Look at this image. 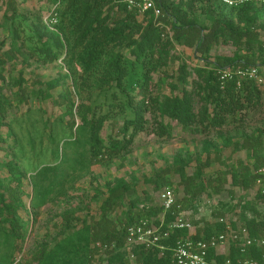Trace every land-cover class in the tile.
I'll use <instances>...</instances> for the list:
<instances>
[{"label": "trees", "instance_id": "16d2710c", "mask_svg": "<svg viewBox=\"0 0 264 264\" xmlns=\"http://www.w3.org/2000/svg\"><path fill=\"white\" fill-rule=\"evenodd\" d=\"M48 1L52 5L57 2ZM153 1L160 10V15L155 17L151 11H147L143 20L139 21L138 11L128 8L124 0H67L62 12L58 11L61 7L59 0L57 16L58 19L59 14L62 16L60 24L67 26L68 35L50 31L40 25L42 22L38 18H34L30 36L35 37L38 45L29 47V50L37 54L42 62H52L61 57L70 59L79 67L78 76L89 95L86 101L77 106L80 124L76 126L75 137L70 144L78 149L71 156L72 159L57 153L56 163L38 168L31 176L33 191L27 195L30 197L29 210L21 197L24 193L21 189L24 173L15 163L16 152L6 151L10 159L4 166L9 176L0 179V264L14 263L15 254L28 235L27 224L33 220L31 212L49 200L63 177V166L68 160L77 164L85 163L86 166L107 160L126 150L138 133L148 130L157 137H170L173 131L171 122L164 121L166 117L182 129L204 131L210 127L219 128L236 115H239L238 120L244 119L245 115L241 114L243 110L246 114L262 103L264 89L253 81L244 80L240 87L233 81L221 84L216 72L226 66L254 65L262 68L264 60L259 61L253 53L217 57L214 61L199 57L205 66L194 70L198 79L191 81L196 87L195 95L202 102L197 112H194L192 91L183 88L177 94L152 96L148 91V83L152 68L149 65H153L154 59L158 61L167 55V47L172 44L170 40H164L166 25H170L175 40L194 46L195 52L206 54L212 44L218 42H232L236 46L247 47L258 36L255 26L259 18H264V7L244 4L226 8L214 0ZM194 10L206 14L210 18L209 23H200L193 15ZM55 26H59V20ZM110 47H121L125 52L120 48L112 57L106 58L104 73L94 85L87 84L94 68L102 62L104 53ZM178 69L181 72L179 79L186 81V65L181 63ZM64 77L66 75L41 82L40 85L45 88L38 89L41 90L40 94L34 90L33 93L41 95L42 100H53L52 90L61 84ZM79 91L81 93V89ZM73 106L74 101L64 97V107L70 111ZM3 112L4 104L0 101V144L11 134L9 130L5 134L1 132L2 128H8L3 120ZM50 123L49 119H45L44 126L48 128ZM105 124L116 128L115 133L110 134L106 140L101 135ZM15 141L16 139L8 147L15 148ZM224 145H233L231 148L234 153L241 149L247 151L246 159L233 163L229 172V184L242 189L250 188L258 177L254 170L264 165V147L260 135L239 138L234 143L224 141ZM252 158L250 169L249 161ZM226 174L228 173L224 175ZM196 177L199 178L198 184L193 183L191 177H183L185 197L193 198L196 188L202 190L206 185L214 186L212 180L206 182L200 173ZM224 181L228 180L224 178ZM133 188L131 184L119 179L109 186L98 219L90 223L83 221L80 228L68 231L52 248L41 247L28 263L23 264H53L59 258L68 264L72 258L80 260L82 264H93L94 253L99 249L97 242L102 248L106 246L104 264H131L123 250L126 227L141 217H154L161 211L158 205L136 207L138 198L134 195ZM256 198L264 202V194L260 191H256ZM123 206L126 210L122 212L123 220L120 222L115 211ZM180 208L181 200H177L176 205L166 213L165 222L170 221ZM246 210L258 212L256 205L250 203H245L243 212ZM260 213L259 211L257 216L255 214L251 217L244 213L239 216L238 220H242L240 226L247 230L250 237L264 231V214ZM214 216L213 223L197 228L191 237L207 239L225 232L227 221L218 212ZM228 224L235 229V221L229 220ZM187 235L186 229L174 230L169 238L162 241L166 246L163 251L158 248L135 247L133 254L136 264H171L175 241ZM261 252V249L254 246L241 252L237 242H231L228 252L217 255L216 260L221 263L229 259L232 264H239L244 259H254L262 264ZM102 261L101 258L96 264H101Z\"/></svg>", "mask_w": 264, "mask_h": 264}, {"label": "rangeland", "instance_id": "374dc122", "mask_svg": "<svg viewBox=\"0 0 264 264\" xmlns=\"http://www.w3.org/2000/svg\"><path fill=\"white\" fill-rule=\"evenodd\" d=\"M9 2L0 0V101L4 104L3 120L8 125V128H2L1 132L5 134L9 130L11 133L10 137H6V141L0 144V179L9 176L4 166L10 159L6 151L16 152L15 163L24 173L21 178V189L24 193L21 197L29 210L30 197L27 195L33 191L31 176L38 168L56 163L57 153L72 159L78 149L70 144V141L74 139L76 126L80 124L77 106L87 100L89 93L84 82L82 86V79L78 76L79 67L70 59L61 57L52 62H42L37 54L29 50V47L38 45L35 37L30 36L34 18H38L42 22L40 25L50 31L59 35L69 34L67 26L60 24V14L59 19L57 16L58 27L55 26L56 23L45 22L44 19L52 8L50 1H18L15 8H10ZM66 2L67 0H61L58 11L62 12L66 8ZM193 15L200 23H209L210 18L206 14L194 10ZM138 20L142 21L143 17L138 16ZM263 25L264 18H259L255 26L258 36L252 45L245 47L246 45L236 46L232 42H218L212 44L206 54L195 52L194 46H187L175 40L170 25H166L164 40L168 39L172 44L167 47V55L158 61L154 59L153 65H149L152 67L149 73V93L152 96L170 95L186 88L193 93L194 112H197L202 102L195 95L196 87L191 81L198 79L194 70L205 66L199 57L214 61L217 57L253 53L259 61H263ZM120 48L110 47L104 53L102 62L96 65L87 84L96 83L97 78L106 70L105 59L112 57ZM121 51L125 52V49L121 48ZM181 63L186 65V81L180 80L178 76L181 74L178 69ZM262 69L264 71V66ZM60 75L66 77L52 90L54 99L42 100L39 95L41 90L38 89L43 90L45 87L40 83ZM33 90L39 93L38 96ZM64 97L74 101L72 110L64 107ZM241 114L245 115L244 119L238 120L239 115H236L229 118L223 126L210 127L204 131L182 129L166 117L164 121L171 122L173 131L170 137H157L148 130L138 133L126 150L107 160L90 166L68 160L63 166V177L49 196V200L31 212L33 220L27 224L28 235L21 249L15 254L13 264L28 263L41 247L52 248L68 231L80 228L83 221L90 223L98 219L109 186L119 179L134 187L138 208L157 205L160 189L165 186L173 187L176 199L181 200V211L187 214L195 230L206 223H213L214 213L217 212L227 223L229 220L235 221V229L242 224V220H238L241 213L247 217L255 214L257 216L259 211L264 214V202L256 198L254 185L242 189L229 184V172L233 163L246 159L247 151L239 150L234 153L231 148L233 145H224V141L234 143L239 138L260 135L264 147V96L262 103L255 110H249L246 114L243 110ZM45 119L51 122L48 128L44 126ZM115 131L116 128L105 124L101 135L106 140ZM14 139L16 147L11 149L8 145H13ZM5 147L8 148L5 150ZM252 162L253 158L249 161L250 169ZM181 168L183 170H180ZM226 172L228 174L224 175ZM198 173L206 182L212 180L214 186L206 185L202 190L196 188L193 198L185 197L183 177H191L192 182L198 184ZM224 178L228 181H224ZM128 203L127 201L126 205ZM245 203L256 205L258 212H243ZM125 210L126 207L123 206L115 211L120 222ZM219 249L227 252L226 245ZM101 258V264H104L105 251L99 248L91 263L96 264ZM53 264L68 262L59 258ZM70 264L82 262L72 258Z\"/></svg>", "mask_w": 264, "mask_h": 264}, {"label": "built area", "instance_id": "2783aa9c", "mask_svg": "<svg viewBox=\"0 0 264 264\" xmlns=\"http://www.w3.org/2000/svg\"><path fill=\"white\" fill-rule=\"evenodd\" d=\"M226 8H236L244 4H254L264 7V0H214ZM128 8L136 9L138 16H144L147 11H151L155 17L160 15V10L155 6L153 0H124ZM59 0L54 3L50 9L48 16L44 19L47 24H55L57 22L56 8ZM218 80L221 84L227 81L235 82L240 87L242 81L250 80L264 89V71L260 66H226L217 69ZM254 173L258 175L254 186L256 191L264 194V166H260ZM177 199L175 197L173 187H162L158 193V206L161 209L156 216L141 217L126 227L123 250L127 254V258L131 264H136L133 249L142 246L144 248H158L163 251L166 246L163 240L169 238L170 234L176 229H186L188 235L179 237L172 248L171 264H232L229 259L218 262L216 256L224 253L220 251V247L227 246L231 242H237L241 252H245L247 248L254 246L261 249V260L264 264V231L257 236L250 237L244 227L232 228L226 222L225 232L218 235H212L207 239L200 237L193 239L192 234L195 229L190 222L187 214L179 210L175 216L168 222H165V215L175 205ZM97 247L102 248L100 243H96ZM106 246L102 249H105ZM225 252V254L227 253ZM239 264H258L254 259H244Z\"/></svg>", "mask_w": 264, "mask_h": 264}, {"label": "crops", "instance_id": "0c3cea01", "mask_svg": "<svg viewBox=\"0 0 264 264\" xmlns=\"http://www.w3.org/2000/svg\"><path fill=\"white\" fill-rule=\"evenodd\" d=\"M9 1H10L9 4H8L9 7H10V8H15V5H17V2H18V1H27V0H9ZM46 2H47V1H46ZM49 5L51 6L52 4H49ZM49 5H48V6H49ZM241 150H242V149H241ZM238 151H239V150H238Z\"/></svg>", "mask_w": 264, "mask_h": 264}]
</instances>
